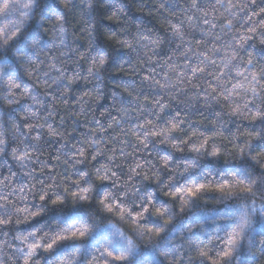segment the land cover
<instances>
[{"label": "snow or ice", "instance_id": "obj_1", "mask_svg": "<svg viewBox=\"0 0 264 264\" xmlns=\"http://www.w3.org/2000/svg\"><path fill=\"white\" fill-rule=\"evenodd\" d=\"M139 2L143 12L149 0ZM159 8L162 32L140 19L130 31L125 0H0V17L15 16L0 27V264H249L246 254H264V0ZM75 13L86 46L69 40ZM101 13L119 28L103 44ZM110 65L120 91L98 119L90 102L103 98ZM81 82L92 90L76 95ZM69 95L74 123L92 113L75 143L76 128L48 122Z\"/></svg>", "mask_w": 264, "mask_h": 264}, {"label": "trees", "instance_id": "obj_2", "mask_svg": "<svg viewBox=\"0 0 264 264\" xmlns=\"http://www.w3.org/2000/svg\"><path fill=\"white\" fill-rule=\"evenodd\" d=\"M168 0H149L147 8L143 12L137 11V8L140 7V2L139 0H125V3L128 6V11L126 15L123 17L124 21H127V23L124 25L125 27H128L130 31H134L133 24L137 19H140L144 22V24L149 27L153 28L155 31L162 32L163 29L161 28V25L166 24V20L168 18L167 10L160 9L159 5L161 3H167ZM151 10L152 14H148V10ZM75 19L72 21L73 24H76V31L72 32L70 30L69 32V40L71 42L72 39H74L76 36L81 37V39L78 41V43L86 46L87 45V34H86V25L84 24V21L82 18L79 17V13H75ZM103 13H101L97 17V32L94 33V35L97 38V41L101 44L104 43V39L102 36V33L106 31V29H113L116 32H119V28L111 24L107 19L102 18ZM15 16L10 15L7 17H0V27H3L5 24L8 23L9 20H14ZM35 23V22H34ZM85 28L84 32L80 31V28ZM49 28H51V25L49 24ZM48 39H51V33L48 34L47 36ZM83 50V49H81ZM110 50V49H109ZM111 51V50H110ZM121 55L123 53H120ZM51 55L59 56L58 51H53ZM40 59L45 60L47 62V57L45 53L40 54ZM82 65L86 68V62H82ZM27 66V65H26ZM57 66L59 67L60 64L57 61ZM71 65H69V68L71 69ZM114 71V69L109 66V72L104 74V86H103V98L99 100L98 103L96 102H90V108L95 112L96 118H100L99 113L100 111H103L106 108H109L111 105V94L113 91L119 92L120 89L114 87V82L119 81L121 78L119 75H111L110 73ZM124 79H136L137 85L140 84V81L138 78H133V77H125ZM26 82L31 84L30 81H27L25 78ZM66 83V81H65ZM44 84L41 80L40 82V89H44ZM39 90V89H37ZM46 90V89H45ZM82 90H92L91 85L84 86L83 83L74 86L73 87V92L76 95H79ZM93 95H95V92L93 91ZM64 97H59L57 98L55 102V111L58 113L57 115L54 116V118H48V122L52 123L54 127H57L58 130L60 131H66V132H71L73 128H76V132L73 134L72 139L70 143H75L79 137L80 134L85 133V127H87V119H91L92 113L89 112V115L87 119L82 115L79 122L74 123V118L68 117L67 113L68 112H74V111H79L80 105L76 102L75 97L73 95H69L67 97L69 103L67 105H64L62 103ZM25 103H30V101H25ZM115 114V113H114ZM61 116L65 117V124L60 125L59 124V119ZM43 123V120L40 121ZM102 123L106 126V121L102 119ZM58 147V145L53 144V147L51 149H46L45 156L41 157L42 159H47L48 158V153L53 152L54 153V148ZM9 163L11 164L10 157ZM14 168V165H13ZM15 170V169H14ZM212 205L209 204V207ZM245 259L249 262V264H261V261H264V254L260 253L259 248L255 250V255L252 254H246Z\"/></svg>", "mask_w": 264, "mask_h": 264}]
</instances>
